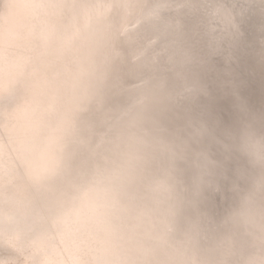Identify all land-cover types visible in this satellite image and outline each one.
<instances>
[{"label":"bare ground","instance_id":"6f19581e","mask_svg":"<svg viewBox=\"0 0 264 264\" xmlns=\"http://www.w3.org/2000/svg\"><path fill=\"white\" fill-rule=\"evenodd\" d=\"M246 115L264 116V0H0L5 264L210 256L228 194L187 190L204 154L231 178L214 129ZM169 172L174 200L154 192Z\"/></svg>","mask_w":264,"mask_h":264},{"label":"clouds","instance_id":"9594fccd","mask_svg":"<svg viewBox=\"0 0 264 264\" xmlns=\"http://www.w3.org/2000/svg\"><path fill=\"white\" fill-rule=\"evenodd\" d=\"M214 133L226 159L235 164L231 178L222 185L212 171L216 162L204 154L187 192L193 201L209 194L224 199L227 193L229 204L220 215L212 254L180 264H264V116L246 115L234 128H215ZM177 183L169 172L156 182L154 192L174 200L180 196Z\"/></svg>","mask_w":264,"mask_h":264},{"label":"rangeland","instance_id":"374dc122","mask_svg":"<svg viewBox=\"0 0 264 264\" xmlns=\"http://www.w3.org/2000/svg\"><path fill=\"white\" fill-rule=\"evenodd\" d=\"M2 256H3V255H0V258H1ZM2 260H3V257L1 258L0 264H5V261H6V260H3V261H2Z\"/></svg>","mask_w":264,"mask_h":264},{"label":"water","instance_id":"95a60500","mask_svg":"<svg viewBox=\"0 0 264 264\" xmlns=\"http://www.w3.org/2000/svg\"><path fill=\"white\" fill-rule=\"evenodd\" d=\"M200 115V113H198V114H196V116L198 117ZM204 118V117H203ZM215 200H218L219 199V197L217 198V197H215L214 198Z\"/></svg>","mask_w":264,"mask_h":264}]
</instances>
